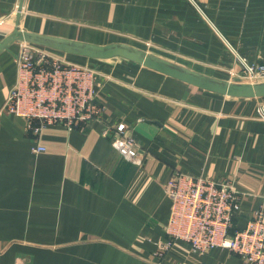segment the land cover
Wrapping results in <instances>:
<instances>
[{"label": "crops", "instance_id": "1", "mask_svg": "<svg viewBox=\"0 0 264 264\" xmlns=\"http://www.w3.org/2000/svg\"><path fill=\"white\" fill-rule=\"evenodd\" d=\"M0 19V42L17 28L43 40L29 43L36 50L93 68L101 108L85 126L51 125L34 138L3 110L22 41L0 52V264H243L178 240L159 258L164 186L174 170L231 180L244 193L235 224L244 227L264 206V96H230L123 52L87 50L122 47L211 80L262 83L242 75V61L264 66V0H5ZM119 127L134 158L111 143Z\"/></svg>", "mask_w": 264, "mask_h": 264}, {"label": "built area", "instance_id": "2", "mask_svg": "<svg viewBox=\"0 0 264 264\" xmlns=\"http://www.w3.org/2000/svg\"><path fill=\"white\" fill-rule=\"evenodd\" d=\"M2 22L5 20L0 19ZM14 64L15 80L3 110L23 119L26 132L34 138L51 125L72 130L100 117L101 108L94 102L97 74L90 66L53 57L24 41ZM242 75L261 81L264 66L245 64ZM108 135L109 128H105L103 136ZM111 143L127 159L136 156L134 139L125 128L115 129ZM32 151L40 153L45 148L36 145ZM164 191L170 200V213L163 229L165 240L156 252L159 258L178 240L195 254L221 248L243 264H264V206L244 227L237 228L234 220L241 213L244 193L231 180L194 177L174 170Z\"/></svg>", "mask_w": 264, "mask_h": 264}, {"label": "water", "instance_id": "3", "mask_svg": "<svg viewBox=\"0 0 264 264\" xmlns=\"http://www.w3.org/2000/svg\"><path fill=\"white\" fill-rule=\"evenodd\" d=\"M20 7L18 8V13ZM15 40L24 41L27 43L37 42L41 40V38H38L36 36H32L30 34H27L25 32L17 30L15 28L5 39H3L0 42V52L2 50H9L10 44H12ZM89 53L96 54V55H109L114 52H123L124 54H127L128 57L138 60L142 62L145 65H151L156 68L162 69L163 71L169 73V75H173L181 80H185L189 83L199 85L205 89L225 93L230 96L235 97H243V98H249V97H263L264 96V82L250 85V84H227L224 82H219L215 80H211L202 76H199L197 74H193L191 72H187L182 69H178L166 62H163L161 60H157L155 58H152L150 56H146L142 53L128 50L126 48L122 47H112L107 49H88ZM240 61L241 58L237 56ZM242 63L245 65V63L242 61Z\"/></svg>", "mask_w": 264, "mask_h": 264}, {"label": "rangeland", "instance_id": "4", "mask_svg": "<svg viewBox=\"0 0 264 264\" xmlns=\"http://www.w3.org/2000/svg\"><path fill=\"white\" fill-rule=\"evenodd\" d=\"M72 63V62H71ZM75 64H79V65H82V64H80V63H75ZM16 67V66H15ZM16 70V69H15ZM111 133V132H110ZM109 133V134H110ZM110 136H111V139H112V136H113V133L112 134H110Z\"/></svg>", "mask_w": 264, "mask_h": 264}, {"label": "trees", "instance_id": "5", "mask_svg": "<svg viewBox=\"0 0 264 264\" xmlns=\"http://www.w3.org/2000/svg\"><path fill=\"white\" fill-rule=\"evenodd\" d=\"M234 223H235V224L237 223V220H236V219L234 220Z\"/></svg>", "mask_w": 264, "mask_h": 264}]
</instances>
